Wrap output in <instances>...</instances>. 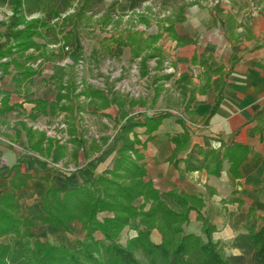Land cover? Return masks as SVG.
<instances>
[{
	"label": "trees",
	"instance_id": "1",
	"mask_svg": "<svg viewBox=\"0 0 264 264\" xmlns=\"http://www.w3.org/2000/svg\"><path fill=\"white\" fill-rule=\"evenodd\" d=\"M104 1L0 0L1 3L7 2L13 11L4 34L6 42L0 45L2 75L9 74V68L13 66L21 79L19 81L17 78L18 82L30 81L39 73L31 64L40 58L49 59L54 55L50 45L60 44L64 40V45L70 46L75 40L74 29L86 27L94 9ZM149 1L126 0L130 12L141 9ZM159 1L169 6L178 0ZM119 3V0H113L105 8L100 20L102 24L108 26L122 17L117 9ZM197 4L198 0L191 6ZM186 7L180 10V14L158 18L156 34L130 31L127 37L117 38L112 35L105 41L112 40L130 47L132 59H139L143 69L150 58H158L160 67L165 56L157 44L164 33L176 39L175 26L185 21ZM258 7L255 6V9ZM72 9L73 12L69 13ZM210 11L215 24H220L227 39L239 40L241 34L237 33V29L244 26L237 20L241 9L237 13H224L221 4L217 3ZM35 15L38 17H33ZM150 17L148 13L138 16L139 21L146 26L150 24ZM245 29L250 30L249 27ZM39 39L43 42H38ZM103 47L109 48L108 45ZM78 49L76 47L71 54L72 77L59 88L56 101L51 104V115L67 112L75 119V114L85 109L80 102L81 96L101 111L109 109L113 104L117 105L121 110V119L125 121L118 127L122 144L110 169L80 185L64 191L44 178L48 185L41 196L43 214L37 216L22 212L19 195V191L34 177L23 171L20 163L14 164L6 176L8 182L2 184L5 190L0 193V264H264V217H258L255 209H249L244 232L229 243L215 241L213 234L216 227L201 214L204 206L202 198L184 191L167 193L180 206L181 210L177 211L162 199L152 182L144 180L146 168L141 151L154 138L153 133L163 121L173 114L164 111L147 116L140 122L127 120L125 105L135 106L140 99L118 96L108 87H84L77 92L75 66L80 61ZM164 77L167 78V75ZM159 79L156 77L154 81ZM156 91L158 94V89ZM110 93L113 102L109 98ZM37 106L44 112L47 103L38 101ZM12 109L6 100L0 107V114ZM213 113L214 110L207 115L205 123H208ZM187 114L192 121L193 113L187 110ZM254 119L257 121L255 132L263 131L264 107L255 114ZM178 122L185 123L180 118ZM22 126L31 148H39L45 142H54L56 149L60 148V142L47 136L44 131L28 127L26 123H22ZM138 128L144 129L143 134L148 137L145 142L141 140ZM172 141L176 153L188 150L185 158L188 171L206 169L210 174L218 176L227 161L231 173L239 178L240 166L250 155V149L240 143L222 144L212 149L191 146V136L186 129L174 136ZM77 142L81 146L86 140L82 136ZM139 199L143 202L137 205ZM191 211L198 212L201 234L186 232L190 225ZM100 215L103 217L100 218ZM75 222L81 223L83 237L77 241L74 249L45 242L34 232L36 227L42 225L61 226L70 232ZM126 228L136 231L137 235L128 238L124 244L121 236ZM153 230L160 232V243L152 241ZM98 234L102 237L98 238Z\"/></svg>",
	"mask_w": 264,
	"mask_h": 264
},
{
	"label": "crops",
	"instance_id": "2",
	"mask_svg": "<svg viewBox=\"0 0 264 264\" xmlns=\"http://www.w3.org/2000/svg\"><path fill=\"white\" fill-rule=\"evenodd\" d=\"M123 10L128 11L129 4L123 7ZM254 10H259V13L255 15L251 11L244 16L245 18L241 15L242 10L240 11L237 20L244 26L238 28L237 33L241 34V37L239 40L235 38L228 40L220 24H215L209 9L199 6L191 8L185 21L175 26L176 56L168 62L164 58L160 67L157 62L154 78L160 79L155 82L153 78L150 97L139 98L137 105L124 107L127 114L126 107L141 108L142 110L137 114L146 111L141 114V118L131 119L132 121L140 122L147 116L164 111L173 114L163 121L159 129L153 133L154 138L147 142L146 147L141 151L146 168L144 180L152 182L162 199L177 211L181 210L180 206L167 193L184 191L202 198L204 206L201 214L216 227L213 239L223 243L231 242L235 236L245 231L244 225L250 208L256 210L258 217H264V130L255 132L257 121L254 119L255 114L264 107V0H260L259 7ZM238 11L223 9L224 13ZM246 27L250 30H246ZM170 67L173 68V72H166L165 70ZM9 71L10 84L4 82L0 84V107L5 100H8L9 106L13 107L12 110L0 114V154L6 159V165L0 166V175L6 179L10 168L16 163L22 165L23 171L33 175L34 178L19 192V195L23 194L27 197L39 193L37 195L39 200L31 210L25 212L21 205L24 214L37 216L43 214L41 196L48 185L44 178L64 191L80 185L110 169L121 145L114 151L108 152L102 149V146H91L83 155L78 151V146L73 149L67 142L59 143V149H56L54 142L52 144L45 142L39 148H31L22 123L30 127L28 120L34 122L41 116L53 117L51 104L56 101L59 90L56 89L55 96L52 95L50 99L31 100L28 104L31 107L27 112L22 108L26 105L23 103L26 99L22 98L21 82H18L17 77L12 74V71L15 73L16 70L11 66ZM148 75L150 73L146 63L144 76ZM164 75H167V78ZM36 76L44 78V74L39 71L30 81L24 82L23 86L39 83L40 81H36ZM4 81L6 82V79ZM169 96L177 99L179 97V100L175 101V106L168 103ZM109 98L113 102L111 93ZM38 101L47 103L44 112L37 106ZM163 102L168 103L167 107H156ZM94 106L97 108L96 105ZM113 107L121 113L119 107L114 104L109 109L101 111L97 108V110L104 116H109L106 111ZM178 108H181L187 119L173 113V109ZM187 110L193 113V122ZM212 110H214L213 115L208 123H205L207 115ZM13 112L20 115L16 124L9 117ZM178 118L183 119L185 125L178 122ZM10 128L15 129L14 136L9 132ZM140 129L142 132H139ZM185 129L191 136V146L199 145L205 149L219 148L222 144L233 143L247 146L250 155L240 166V177L237 178L231 173L227 161L224 162L218 176L210 174L206 169L188 171L185 162L188 150L176 153V146L172 141L174 136L184 132ZM137 131L141 140L145 142L148 137L143 134L144 129L138 128ZM18 139V143H14ZM108 142V137L103 138L105 146ZM85 144L88 142L86 141ZM69 159L78 165L74 173H64L68 175L67 177L52 167L54 163H67ZM137 202V205H140L143 200L139 199ZM72 227H75L78 233L82 232L81 223L75 222ZM201 227L198 212L191 211L190 225L186 228V232L201 234ZM37 230H40L45 241L51 243L55 241L54 245H58V242L75 244L80 237L72 235L61 226L42 225L38 226ZM132 235L135 236L136 233ZM151 239L155 243H160L162 237L159 231L153 230Z\"/></svg>",
	"mask_w": 264,
	"mask_h": 264
},
{
	"label": "rangeland",
	"instance_id": "3",
	"mask_svg": "<svg viewBox=\"0 0 264 264\" xmlns=\"http://www.w3.org/2000/svg\"><path fill=\"white\" fill-rule=\"evenodd\" d=\"M112 1L113 0H105L104 3L98 5L94 9L86 27L74 29L75 40L70 45V51L62 50L65 47L64 40H62L60 44H57L56 48L53 47V45H50V50L54 53V55H52L49 59L40 58L31 64L34 69H37L44 74V78L36 76V81L40 82L35 85L29 84L23 86L24 82L21 81L20 87L23 88L21 90L23 93L22 98L26 99V101H23L26 105L22 106L25 111L28 112L30 110L31 106L28 104L31 100L36 98L50 99L52 95L55 96L56 89L59 90L62 83L72 77L73 70L71 65L73 64L68 63H70L71 54L76 47L79 48L77 50V54L79 55L80 60H82L79 65L75 66L76 77L78 80L83 81L85 87L105 88L106 86L109 90H113L124 96H129L134 99H147L150 97L152 92V80L157 70V58L148 59L147 66L150 75L144 76L143 66L139 59H132L130 47L119 45L108 39V41H105L106 38H109L112 35H115L117 38L121 36L127 37L130 31L141 32L145 35L156 34L159 26L158 18L163 19L164 16L180 14V10L186 5L187 7L184 10L186 16L187 13L190 12V9L195 6L211 10L217 3H219L221 4L222 9L227 11H238L241 9V15L245 18L244 16H247V13L251 11L257 15L259 10L255 11L254 9L255 6L260 4V0H198L197 5L191 6V4L195 3L197 0H178L174 4L165 6L159 0H150L141 9L135 12H130V10H123V7L128 6L126 0H119L120 3L117 6V9L122 17L119 18L118 21L105 26L100 20L105 8ZM72 12L73 9L69 11V13ZM142 13H148L151 16L150 24L148 26L139 21L138 16ZM12 14L13 11L10 5L7 2H0V45L6 42L4 34ZM33 17L38 16L35 15ZM62 18H64V16ZM38 42L43 41L39 39ZM103 45H108L109 48H104ZM157 46H160L167 62L176 56V50L174 49L175 41L168 35V33H164ZM30 52L33 53V50ZM2 61L5 62L6 59H3ZM12 74H14V77H19L17 71L15 73L12 71ZM10 76L11 74L4 76L0 71V77H3L0 79V84L3 82L5 84H10ZM4 79H6V82ZM18 80L20 81L21 79L18 78ZM168 98H170V96ZM176 100H179V97L178 99L176 97H171L168 103L170 102V104L172 103L175 106ZM4 102H6V100ZM80 102L85 109L75 114V119L74 117L69 116L67 112H60L53 117L41 116L34 122L28 120V123L30 124V127H35L37 130L44 131L47 135L49 134L53 137L52 139L58 141L61 140L59 141L60 143H70L72 146L71 148L73 149L78 146L77 149L82 155L86 153L87 148L95 145L98 147L102 146V149L106 152L117 149V147L121 145L118 127L125 122L120 117V111L117 110L116 107H113V109L106 111L109 116H104L102 112H98L94 105L89 104V100L87 98L83 100V102L80 99ZM168 103H159L156 107H167L166 105H168ZM126 109L128 111L127 120H134L137 117L141 118V114L146 113V111L143 110L141 114H137L138 112L140 113V110H142L141 108L126 107ZM173 110V113L176 116L182 115L183 118L187 119L186 115L181 112V108ZM9 115L12 122L16 124L20 115L16 112L10 113ZM9 132L14 136L15 129L10 128ZM139 132H142V129H140ZM74 135L76 136L75 139L73 138ZM82 136H84V139L88 142V144L80 146L77 141H79ZM106 137L109 138V142L105 146L103 144V138ZM18 141L19 139L14 143H18ZM0 157H3V155L0 154ZM4 160L6 162L5 158ZM2 162H0V166H5L6 163L3 164ZM77 165L78 164H75L69 159L67 163H54L52 167L67 177L68 175L64 173H74L73 171H75ZM7 182L8 179H4L0 175V193L5 190V188L2 187V184H6ZM38 194L39 193H37V195ZM37 195L34 193L31 196L26 195L27 197H25L21 194V205L23 206L25 212H27V210H31L32 206L37 204L39 200ZM136 204H138V202H136ZM102 217L103 215H100V218ZM39 231L40 230H37V227L34 229V232L39 236V238L45 241ZM134 232L137 235L136 231L126 228L122 233L121 242L125 244L128 238L134 237L132 235ZM70 233L72 235H76V237L80 236L79 239H81L83 235L82 232L78 233L75 227L72 226ZM98 236L102 237L100 234H98ZM72 239H74V237H72ZM45 242L51 243L50 241ZM53 242L55 243V241ZM54 243L51 244L54 245ZM76 243L61 244L58 242V245H65L68 248L71 247V249H74L76 247Z\"/></svg>",
	"mask_w": 264,
	"mask_h": 264
},
{
	"label": "built area",
	"instance_id": "4",
	"mask_svg": "<svg viewBox=\"0 0 264 264\" xmlns=\"http://www.w3.org/2000/svg\"><path fill=\"white\" fill-rule=\"evenodd\" d=\"M53 47H57V45H53ZM71 50V46H65L64 47V51H70ZM81 61L82 60H80L79 61V63H81ZM79 63L77 64V65H79ZM68 64H73V62H72V60H70V63H68ZM166 72H173V68L172 67H170V68H168V69H166L165 70ZM76 84H77V92H80L81 90H83L84 89V84H83V81L82 80H78V78L76 77ZM105 88H107L106 86H105ZM80 99H81V101L83 102V100H85L86 98L84 97V96H81L80 97ZM83 114V113H82ZM34 129H36L35 127H33ZM47 136H49V137H51V138H53L52 136H50L49 134L47 135ZM59 141H61V140H59ZM0 162H2L3 164H5L6 162H5V160H4V157H0Z\"/></svg>",
	"mask_w": 264,
	"mask_h": 264
}]
</instances>
